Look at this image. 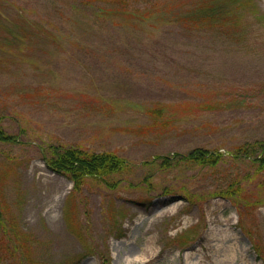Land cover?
I'll return each mask as SVG.
<instances>
[{"label":"rangeland","instance_id":"rangeland-1","mask_svg":"<svg viewBox=\"0 0 264 264\" xmlns=\"http://www.w3.org/2000/svg\"><path fill=\"white\" fill-rule=\"evenodd\" d=\"M4 1L0 264H264V0ZM51 147L128 168L73 190Z\"/></svg>","mask_w":264,"mask_h":264},{"label":"trees","instance_id":"trees-1","mask_svg":"<svg viewBox=\"0 0 264 264\" xmlns=\"http://www.w3.org/2000/svg\"><path fill=\"white\" fill-rule=\"evenodd\" d=\"M4 3L7 6L10 5L14 7L12 0H5ZM72 5L78 9L73 3ZM87 5L92 7V4ZM17 9L19 10V16L27 20V15L31 9L21 5L18 6ZM103 11L104 8L101 5L96 6V13H101ZM50 26H54V24L49 16L45 14L38 16V27L40 29H46ZM11 30L14 29L12 28ZM0 138L6 140V137ZM50 149L49 157L45 159L47 167L55 173L67 175L74 183V190L79 189L86 178L105 182L106 177L128 168L127 161L113 152L94 153L73 148L58 149L56 147H51ZM260 151V157L253 160V162L258 164V170L261 171L264 169V143L261 145ZM215 157L216 155L209 154V151L195 149L186 156L184 161L203 166L204 164L212 165L215 163ZM168 160V158H165L162 164L168 165Z\"/></svg>","mask_w":264,"mask_h":264},{"label":"bare ground","instance_id":"bare-ground-1","mask_svg":"<svg viewBox=\"0 0 264 264\" xmlns=\"http://www.w3.org/2000/svg\"><path fill=\"white\" fill-rule=\"evenodd\" d=\"M53 189H50L48 192H46L43 195H39V200L40 202L37 203V209H41L43 207V203L50 197L51 193H52Z\"/></svg>","mask_w":264,"mask_h":264}]
</instances>
